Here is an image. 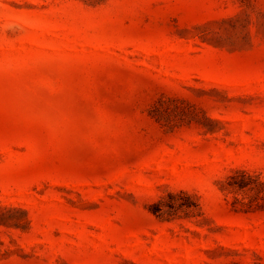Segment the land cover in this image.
<instances>
[{"label":"rangeland","instance_id":"1","mask_svg":"<svg viewBox=\"0 0 264 264\" xmlns=\"http://www.w3.org/2000/svg\"><path fill=\"white\" fill-rule=\"evenodd\" d=\"M0 264H264V0H0Z\"/></svg>","mask_w":264,"mask_h":264},{"label":"trees","instance_id":"2","mask_svg":"<svg viewBox=\"0 0 264 264\" xmlns=\"http://www.w3.org/2000/svg\"><path fill=\"white\" fill-rule=\"evenodd\" d=\"M240 174H241V176L243 178L249 179V177H245L246 176L245 173H240ZM259 185L261 186L262 184L259 183L258 186H257V188L259 187ZM228 186L231 187V188H236L238 190H243L247 186V184L244 181H242V182H233L232 184L231 183H228ZM159 211H160V209H159Z\"/></svg>","mask_w":264,"mask_h":264}]
</instances>
